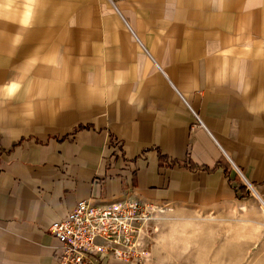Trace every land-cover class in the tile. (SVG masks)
<instances>
[{"label":"crops","instance_id":"obj_1","mask_svg":"<svg viewBox=\"0 0 264 264\" xmlns=\"http://www.w3.org/2000/svg\"><path fill=\"white\" fill-rule=\"evenodd\" d=\"M111 1L0 0V264L83 200L264 204V0Z\"/></svg>","mask_w":264,"mask_h":264},{"label":"rangeland","instance_id":"obj_2","mask_svg":"<svg viewBox=\"0 0 264 264\" xmlns=\"http://www.w3.org/2000/svg\"><path fill=\"white\" fill-rule=\"evenodd\" d=\"M243 199L210 209L146 205L145 255L165 264H264V214L252 190Z\"/></svg>","mask_w":264,"mask_h":264},{"label":"built area","instance_id":"obj_3","mask_svg":"<svg viewBox=\"0 0 264 264\" xmlns=\"http://www.w3.org/2000/svg\"><path fill=\"white\" fill-rule=\"evenodd\" d=\"M147 219V206L130 199L104 205L79 201L65 218L49 225V234L59 244L54 260L100 264L106 258L141 264L147 258L143 239Z\"/></svg>","mask_w":264,"mask_h":264},{"label":"bare ground","instance_id":"obj_4","mask_svg":"<svg viewBox=\"0 0 264 264\" xmlns=\"http://www.w3.org/2000/svg\"><path fill=\"white\" fill-rule=\"evenodd\" d=\"M255 194V193H254ZM255 197L259 199V201L262 203V201L260 200V198L255 194ZM262 205L264 206V204L262 203ZM261 206V205H260ZM261 206L260 208H262L263 212H264V207Z\"/></svg>","mask_w":264,"mask_h":264}]
</instances>
